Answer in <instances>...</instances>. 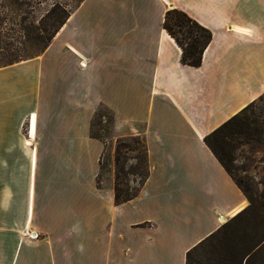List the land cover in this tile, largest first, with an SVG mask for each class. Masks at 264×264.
Returning <instances> with one entry per match:
<instances>
[{
	"label": "crops",
	"instance_id": "crops-1",
	"mask_svg": "<svg viewBox=\"0 0 264 264\" xmlns=\"http://www.w3.org/2000/svg\"><path fill=\"white\" fill-rule=\"evenodd\" d=\"M171 9L212 32L200 67L164 27ZM0 69V264H186L248 206L205 138L264 95V0H83L40 55ZM99 109L146 151L120 205L97 182Z\"/></svg>",
	"mask_w": 264,
	"mask_h": 264
},
{
	"label": "rangeland",
	"instance_id": "rangeland-1",
	"mask_svg": "<svg viewBox=\"0 0 264 264\" xmlns=\"http://www.w3.org/2000/svg\"><path fill=\"white\" fill-rule=\"evenodd\" d=\"M80 4L81 0H0V68L40 55L48 45L54 29L49 21H43L48 11L55 5H60L73 12ZM113 118V114L104 109H99L93 118L92 131L104 144V152L99 159L101 170L97 182L101 186L112 184L122 198L128 195L135 197L142 189L148 171L144 143L139 136L120 140L113 138ZM7 128L27 133L28 122H23L20 127L11 125ZM224 135V143L213 140L219 157L241 188L248 195L262 200L264 95L238 114L224 131ZM42 161L43 157L39 155V166ZM87 165L93 168L95 163L88 162ZM3 198L1 194L0 225H5L10 220L9 217L6 218L5 205L8 201ZM18 215L16 212L15 220L19 218ZM236 215L227 219L223 226Z\"/></svg>",
	"mask_w": 264,
	"mask_h": 264
},
{
	"label": "trees",
	"instance_id": "trees-1",
	"mask_svg": "<svg viewBox=\"0 0 264 264\" xmlns=\"http://www.w3.org/2000/svg\"><path fill=\"white\" fill-rule=\"evenodd\" d=\"M71 12L60 5H55L43 18V21H49L51 27L54 28L47 46L50 45L55 35L69 19ZM164 27L181 47L182 62L191 67H200L203 63L204 52L212 42V32L191 18L190 14L179 9H171L165 14ZM236 117L223 126L221 125L205 138L207 146L230 175L231 171L219 157L213 140L224 143V131L230 127L231 122L235 121ZM91 136L99 138L95 136L92 128ZM116 161L119 162L118 157ZM147 177L148 171L146 172V180ZM235 182L238 184L236 180ZM238 186L249 201V206L202 243L194 246L187 254L186 264H264V194L262 200L256 199L252 195H248L240 184ZM135 197L128 195L122 198L119 191L115 189V199L118 205L133 200Z\"/></svg>",
	"mask_w": 264,
	"mask_h": 264
},
{
	"label": "bare ground",
	"instance_id": "bare-ground-1",
	"mask_svg": "<svg viewBox=\"0 0 264 264\" xmlns=\"http://www.w3.org/2000/svg\"><path fill=\"white\" fill-rule=\"evenodd\" d=\"M34 115V114H33ZM38 116V115H37ZM224 221L222 222L223 224H225L226 223V220L225 219H223ZM34 237H32V239H33Z\"/></svg>",
	"mask_w": 264,
	"mask_h": 264
}]
</instances>
